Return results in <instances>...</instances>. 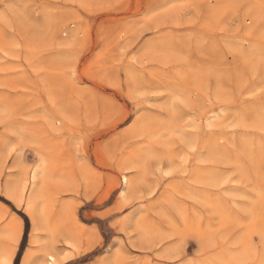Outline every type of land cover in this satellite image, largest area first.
<instances>
[{
    "label": "rangeland",
    "instance_id": "obj_1",
    "mask_svg": "<svg viewBox=\"0 0 264 264\" xmlns=\"http://www.w3.org/2000/svg\"><path fill=\"white\" fill-rule=\"evenodd\" d=\"M0 264H264V0H0Z\"/></svg>",
    "mask_w": 264,
    "mask_h": 264
},
{
    "label": "bare ground",
    "instance_id": "obj_2",
    "mask_svg": "<svg viewBox=\"0 0 264 264\" xmlns=\"http://www.w3.org/2000/svg\"><path fill=\"white\" fill-rule=\"evenodd\" d=\"M8 189V188H7ZM9 190V189H8ZM7 190V191H8ZM14 194V193H13ZM12 195V194H11ZM9 196V198H10V200L12 201V202H14V204H16V205H19L20 203H21V201H20V198L19 199H16V198H13V197H11L10 195H8ZM27 210L29 211V206H27ZM35 229V224H34V222H33V220H32V230H34ZM50 260H52V257H50ZM49 263H51V262H49Z\"/></svg>",
    "mask_w": 264,
    "mask_h": 264
}]
</instances>
